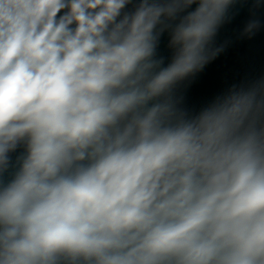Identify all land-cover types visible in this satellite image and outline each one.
<instances>
[{
  "label": "clouds",
  "instance_id": "obj_1",
  "mask_svg": "<svg viewBox=\"0 0 264 264\" xmlns=\"http://www.w3.org/2000/svg\"><path fill=\"white\" fill-rule=\"evenodd\" d=\"M0 264H264V0H0Z\"/></svg>",
  "mask_w": 264,
  "mask_h": 264
}]
</instances>
